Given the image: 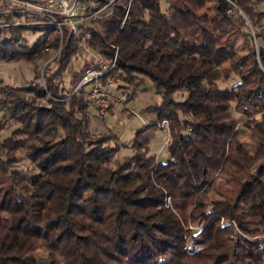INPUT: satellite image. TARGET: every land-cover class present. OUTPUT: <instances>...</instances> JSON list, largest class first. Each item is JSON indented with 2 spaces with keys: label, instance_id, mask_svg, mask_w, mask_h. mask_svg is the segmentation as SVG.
I'll list each match as a JSON object with an SVG mask.
<instances>
[{
  "label": "trees",
  "instance_id": "obj_1",
  "mask_svg": "<svg viewBox=\"0 0 264 264\" xmlns=\"http://www.w3.org/2000/svg\"><path fill=\"white\" fill-rule=\"evenodd\" d=\"M95 1L105 8L113 0ZM262 6L264 0H118L94 21L97 28L82 32L91 33L90 49L108 64L117 53L110 76L130 100L147 83L162 98L148 111L169 123L164 162L149 154L157 126H147L135 135L134 155L111 167L119 149L103 133L91 139L89 120L100 117L84 92L63 103L36 84L0 88L2 107L20 123L0 142V264H41L42 250L49 264H264ZM239 12L258 21L257 41L243 23L236 27ZM5 33L0 62L33 63L59 49L60 35L48 26L33 45L26 28ZM81 43L69 39L63 59ZM85 68L71 86L91 66ZM47 91L70 95L52 82ZM247 133L259 144L253 155L240 139ZM21 153L36 173L19 167Z\"/></svg>",
  "mask_w": 264,
  "mask_h": 264
},
{
  "label": "rangeland",
  "instance_id": "obj_2",
  "mask_svg": "<svg viewBox=\"0 0 264 264\" xmlns=\"http://www.w3.org/2000/svg\"><path fill=\"white\" fill-rule=\"evenodd\" d=\"M117 1L118 0H113L112 3L105 8H103L102 5L95 0H91L89 3H85L83 1L85 5L93 6L94 13H98V16L95 19L86 24V29L97 28L98 26L95 24L96 22L94 23V21H99V19H101V17L105 14H109L114 3ZM167 5V2H163V9H166ZM259 11L264 12V6L260 7L258 9V12ZM237 16L241 18L240 22L238 17H234L236 18L234 22L238 30L241 29L243 23L246 28L245 30L252 35L255 41H257V34L260 33V31L255 25L258 21L248 18L242 12H239ZM33 23L34 21L29 19L25 22L27 27H23L28 30L25 38L30 45H33L40 38V33H38V31L39 28L42 27H28ZM11 30L13 29L0 32H6L5 34L10 37ZM82 32L79 37L70 35L68 31H65L63 35L58 32L60 35L59 49L56 52L45 51L43 53V58L33 61V63L23 60L0 62V88H29L32 84H36L46 90L48 97L63 103L67 102V100H69L74 94H81V92H84L85 101H88L91 105L90 110L92 113L100 117V120L97 122L91 118L89 120L88 130L91 139L98 140L103 133L105 135L104 140H107V145L117 147L119 149L110 164L111 167L115 168L117 166L116 164L123 163L126 159L134 155L135 149L133 148V142L135 135L139 130L147 126H157V128H153L151 130L149 154L153 156L155 155L159 162L168 160L170 157L167 147V143L170 139L169 123L167 121L159 122L158 118L156 121H149L151 116H157L148 111L151 106L160 104L162 98L155 93L154 88L152 89V84L147 83L141 88L142 92L135 99L130 100L129 92L127 90H120V79L116 76H110L116 65L117 53L113 63L108 64L104 61L103 57L99 55V51L96 52L95 49H90L88 41L92 40L91 33L89 32L85 34ZM71 38L75 40H83V43L80 44V49L77 51L75 56L63 59L64 51L68 46L69 39ZM71 47H73V45ZM236 48L242 55L246 54V51L248 50L246 41L240 33L238 41L236 42ZM87 65L91 66V68L87 69L83 76L81 75L78 82L76 80L77 85L75 87L71 86L70 81L74 77L75 72H80L82 69H86L85 66ZM103 68H106L109 72L105 75L99 76L97 80H94L95 77H92L93 74L105 73ZM87 78H89V81H86ZM49 82H52L57 88H60L61 91L64 90V94L70 95L68 97L63 96L61 99L54 98L48 93L49 91H47ZM236 83L237 80L234 79L228 84L221 85V87H232ZM97 85L99 87L98 93L112 95L110 98L102 95L108 103V107L103 113H101L96 106L95 99H97ZM28 97L32 96L29 94ZM176 99L182 100L181 94H176ZM37 103L41 106L47 107H50L51 105L47 99H40ZM237 116L239 117V115ZM104 120L106 121L107 126L112 128L111 131L107 126L101 125ZM19 126L20 123H18L16 119L11 118L10 114L2 107L0 96V142L11 135L12 132ZM115 136H119L117 137L118 139ZM111 137L113 140H111ZM240 139L249 145L247 148L251 151V155H253L256 151V146L258 147L259 145L257 140L252 139L249 133L241 136ZM19 157V167L25 173H36L38 171L34 165L28 161L24 153H21ZM166 193L167 192H165L166 207L172 208L171 197H169V194ZM234 228L237 229V226L234 225ZM190 229L192 230L194 227H190ZM47 257L48 253L46 250L38 252L37 258L41 264H49Z\"/></svg>",
  "mask_w": 264,
  "mask_h": 264
},
{
  "label": "built area",
  "instance_id": "obj_3",
  "mask_svg": "<svg viewBox=\"0 0 264 264\" xmlns=\"http://www.w3.org/2000/svg\"><path fill=\"white\" fill-rule=\"evenodd\" d=\"M83 1L0 0V31L27 27L25 22L31 19L34 23L28 27L48 26L54 28L61 35L68 31L70 35L79 37L80 33L86 29V24L98 16V13L93 12V6H87ZM103 70L105 73L93 74L94 80L109 72L106 68ZM86 81H89V78ZM98 91L97 85L96 106L103 113L108 107V103L102 95L109 98L112 95L101 94Z\"/></svg>",
  "mask_w": 264,
  "mask_h": 264
},
{
  "label": "crops",
  "instance_id": "obj_4",
  "mask_svg": "<svg viewBox=\"0 0 264 264\" xmlns=\"http://www.w3.org/2000/svg\"><path fill=\"white\" fill-rule=\"evenodd\" d=\"M152 89H153V86H152ZM162 102V101H161ZM157 120V117H155V116H151L150 118H149V121H156Z\"/></svg>",
  "mask_w": 264,
  "mask_h": 264
}]
</instances>
